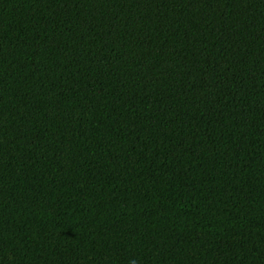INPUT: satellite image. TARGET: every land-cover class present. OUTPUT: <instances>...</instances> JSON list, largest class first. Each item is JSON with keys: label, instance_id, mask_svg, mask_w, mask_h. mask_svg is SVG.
<instances>
[{"label": "trees", "instance_id": "obj_1", "mask_svg": "<svg viewBox=\"0 0 264 264\" xmlns=\"http://www.w3.org/2000/svg\"><path fill=\"white\" fill-rule=\"evenodd\" d=\"M0 264H264V0H0Z\"/></svg>", "mask_w": 264, "mask_h": 264}]
</instances>
